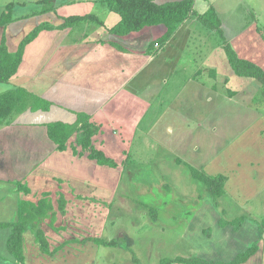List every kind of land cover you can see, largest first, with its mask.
<instances>
[{
	"label": "crops",
	"instance_id": "obj_1",
	"mask_svg": "<svg viewBox=\"0 0 264 264\" xmlns=\"http://www.w3.org/2000/svg\"><path fill=\"white\" fill-rule=\"evenodd\" d=\"M42 1L0 0V18L8 5H17L16 20L0 27V45L5 40L11 53L16 52L20 42L43 22L55 27L41 32L27 45L17 73L9 83L0 86V94L24 88L51 104L47 111L29 108L7 119L0 118V264H16L7 248L11 229L2 225L10 224L17 217L18 203L23 199L22 192L18 193L15 187L18 182L28 185L32 199L35 195L40 198L43 193L54 192L59 184L55 180L63 181L66 188L71 186L75 196L81 197L72 198L71 208L79 213L71 222L74 230L56 233L49 227L50 221L43 224L53 247L74 239L104 238L109 227L111 200L122 176L118 170H122V163L133 151L140 135L144 139L150 137L148 139L154 143L153 134L161 117L181 91L191 88L195 98L192 101L194 108L190 112L183 110L182 115L192 114L196 119L214 114V96L219 86L226 90L230 101L244 92H247L248 102L253 104L257 98L264 99L261 97L264 87L251 79L237 77L223 49L227 42L240 58L264 69V28L260 27L262 11L254 9L258 15L253 16L242 30L236 31L233 29L236 21L230 13L231 0H223L225 6L219 10L212 6L211 0H206L203 5H200V0H193L194 14L169 41L152 47L165 34L167 29L164 25L120 38L108 33L107 29L116 26L120 17L111 12L103 0H47L45 6ZM177 1L183 0H155L158 4ZM250 1L255 6L263 2ZM31 6L33 10L23 13ZM45 7L48 9L46 14H37ZM212 8L221 22V34L199 22L198 16ZM90 15L94 18L73 27H59L66 18ZM28 25L34 26L29 28ZM136 82L141 85L142 92L134 88ZM229 90L240 93L233 97ZM145 91L147 93H143ZM200 106L208 108L199 109ZM256 112L258 121L264 122V111L256 109ZM79 113L90 115L91 121L101 127L93 138V145L114 160L119 165L118 169L99 166L88 158V153L81 157L82 148L76 145V136L69 141L66 151L57 150V145L49 137L48 125L56 122L73 125ZM168 130L171 131L170 128ZM158 146L162 144L157 142L155 148ZM259 148L263 151L264 144L261 143ZM228 180L223 197L227 194ZM254 194L258 199L263 190H254ZM232 199L228 198L229 201ZM226 228L230 230L223 231L221 238L237 239L236 233L243 227L238 231L232 226ZM257 231L260 234L259 226ZM25 239V264H93L99 254L96 244L75 242L51 257L40 251L30 234ZM256 239L250 243L248 240L247 246L251 247ZM232 241L230 245L234 246ZM235 254L231 258H221L223 260L197 258L228 264L236 259L238 255ZM263 254L264 249L259 247V251L244 264H257V258L258 264H263Z\"/></svg>",
	"mask_w": 264,
	"mask_h": 264
},
{
	"label": "rangeland",
	"instance_id": "obj_2",
	"mask_svg": "<svg viewBox=\"0 0 264 264\" xmlns=\"http://www.w3.org/2000/svg\"><path fill=\"white\" fill-rule=\"evenodd\" d=\"M261 1L255 6L250 0H231L234 30L247 26L257 11H262L260 27L264 28V0ZM211 2L218 10L225 6L223 0ZM205 3L200 0V5ZM31 10L32 6L23 13ZM134 88L142 92L139 82ZM180 93L161 117L153 134L154 143L142 135L136 140L111 200L104 239L121 240L125 248L98 247L93 264H159L163 259L178 257L223 260L246 251L250 247L248 240H260L257 226L264 220V175L260 176L264 173L260 168H264V149L257 147L264 144V130L260 131L264 122L258 121L256 109L264 111V99L252 100L253 104L244 92L230 101L226 90L219 86L214 96V114L196 119L192 114L182 115L183 110L190 112L194 108L191 88ZM157 142L162 146L155 148ZM190 167L229 179L220 209L209 200L204 185L193 178ZM254 190H263V194L257 199ZM241 216L246 220L236 233L237 239L221 238L223 231L230 230L221 228L222 217L233 221ZM259 243L264 249V240ZM262 260L264 264V254ZM256 261L258 264V258Z\"/></svg>",
	"mask_w": 264,
	"mask_h": 264
},
{
	"label": "trees",
	"instance_id": "obj_3",
	"mask_svg": "<svg viewBox=\"0 0 264 264\" xmlns=\"http://www.w3.org/2000/svg\"><path fill=\"white\" fill-rule=\"evenodd\" d=\"M107 8L120 17V22L111 29H107L108 33L120 38H128L133 34L142 32L146 28L164 25L166 27L165 34L157 39L156 43H165L169 41L176 33L178 28L194 14L193 0H183L158 4L155 0H103ZM44 6L47 0L42 1ZM16 4L8 5L6 11L0 18V27H6L16 20L15 9ZM48 9L45 7L37 14H46ZM50 11V10H49ZM52 11V9H51ZM29 17V16H26ZM24 18V17H22ZM94 18L93 15L85 17H70L64 19V23L60 28H70L77 23L87 21ZM199 22L207 29L214 30L221 34V22L217 18L215 10L212 8L206 14L198 16ZM99 24L103 25L101 22ZM54 25L43 22L40 26L34 28L19 44L18 50L11 53L5 40L0 45V86L9 83L11 78L17 73L22 63L24 52L31 42H33L41 32L45 30H53ZM121 49V46H119ZM228 64L234 74L243 79H251L259 82L264 87V69L255 63L240 58L235 49L225 42L223 44ZM122 50V49H121ZM216 75V72H215ZM227 80V79H225ZM240 92L229 90L230 96H236ZM51 104L45 100L37 98L24 88H16L0 94V118L7 119L14 113H23L31 108L33 111L49 110ZM101 127L91 121V117L85 113L77 114L75 124H65L56 122L48 125V134L50 139L57 145L59 152L67 150L69 141L76 136L75 143L82 148L80 156L88 153V158L96 161L103 168L118 169L119 165L112 159L108 158L102 151L97 150L93 145V138L96 136ZM76 155H78L76 153ZM129 157L122 163V170L118 173L123 175L125 172V164ZM191 174L195 180L202 183L207 191V196L215 208L220 209V199L225 194V185L227 178L222 175L211 176L205 171L197 170L190 167ZM122 172V173H121ZM58 186H55L54 192L43 193L40 198L36 195L31 198L32 190L26 183L18 182L15 184L18 193L23 194V199L18 203V212L16 219L10 224L2 225L10 228L11 233L8 239V252L12 256L16 264H25V237L30 234L34 238L36 244L39 245L40 251L48 256H55L64 246L79 242L85 244L92 242L99 247L104 248H125L121 240H105L104 238H87L82 241L72 240L66 241L58 247H53L50 238L46 234L43 224L50 221L49 227L56 233L74 230L71 222L75 220L79 213L71 208L72 198L81 199L75 196L72 187L63 186V181L55 180ZM54 194V195H53ZM156 210V209H152ZM246 218L241 216L233 221H227L224 217L220 220V226L226 228L234 227L240 230ZM260 240H264V220L259 222ZM211 235V231H207ZM259 240V241H260ZM259 241L255 242L245 252L238 254L236 259L228 264H244L252 256L259 251ZM137 261V259H136ZM141 264V263H139ZM159 264H223L220 262L207 261L201 258H182L163 259Z\"/></svg>",
	"mask_w": 264,
	"mask_h": 264
}]
</instances>
